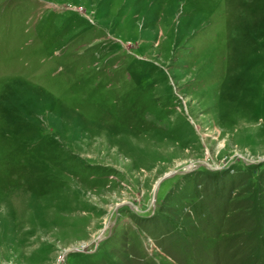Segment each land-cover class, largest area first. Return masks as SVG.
I'll return each mask as SVG.
<instances>
[{"label": "rangeland", "instance_id": "rangeland-1", "mask_svg": "<svg viewBox=\"0 0 264 264\" xmlns=\"http://www.w3.org/2000/svg\"><path fill=\"white\" fill-rule=\"evenodd\" d=\"M0 264H264V0H0Z\"/></svg>", "mask_w": 264, "mask_h": 264}, {"label": "water", "instance_id": "water-1", "mask_svg": "<svg viewBox=\"0 0 264 264\" xmlns=\"http://www.w3.org/2000/svg\"><path fill=\"white\" fill-rule=\"evenodd\" d=\"M170 174H171V173H166L165 175H163V176L160 178V180H159L158 183H160L162 180H164L165 178H167L168 176H170ZM70 251H71V250H70Z\"/></svg>", "mask_w": 264, "mask_h": 264}]
</instances>
